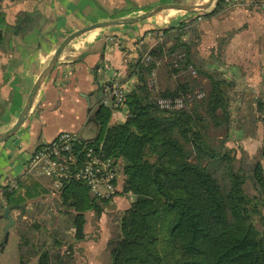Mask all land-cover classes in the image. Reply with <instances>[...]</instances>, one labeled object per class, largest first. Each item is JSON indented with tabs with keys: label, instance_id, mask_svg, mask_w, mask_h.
Wrapping results in <instances>:
<instances>
[{
	"label": "trees",
	"instance_id": "16d2710c",
	"mask_svg": "<svg viewBox=\"0 0 264 264\" xmlns=\"http://www.w3.org/2000/svg\"><path fill=\"white\" fill-rule=\"evenodd\" d=\"M225 6V0H216L207 17ZM161 33L162 42L149 51L150 60L142 61L141 55L128 65L137 82L123 105L113 109L101 104L95 114L98 134L83 140L102 146L106 156L121 165L118 195L135 196L108 242L110 264H264V229L256 227L259 221L264 228V166L256 162L236 168V156L226 146L233 101L225 87L232 84L196 61L198 43L189 22ZM174 54H179L175 62L159 67L162 58ZM189 66L194 75L186 72ZM182 71L184 75L178 76ZM155 72L157 95L163 99L195 96L198 89L205 92L199 101L194 97L186 110H162L147 88ZM255 103L254 109L249 107L254 114L258 111L252 124L264 127V96ZM114 110L125 111L126 118L109 127ZM236 132L249 133L243 125ZM260 158L264 160V137ZM248 180L256 195L245 192ZM49 183L25 173L16 190L1 189L5 206L24 209L47 199ZM109 202L92 199L82 183L71 181L62 186L54 208L67 217L75 240L82 241L85 213L91 211L99 219ZM32 227L38 233L37 246L30 251V239L21 237L19 264L32 256H37V264H74L71 245L63 250L69 243L60 230L51 235L37 222Z\"/></svg>",
	"mask_w": 264,
	"mask_h": 264
},
{
	"label": "crops",
	"instance_id": "0c3cea01",
	"mask_svg": "<svg viewBox=\"0 0 264 264\" xmlns=\"http://www.w3.org/2000/svg\"><path fill=\"white\" fill-rule=\"evenodd\" d=\"M206 2L208 0H3L0 8V135L17 122L39 75L68 35L93 24L136 18L160 5L194 6ZM215 2L213 0L202 12L169 10L137 23L94 29L76 37L64 48L40 85L23 124L13 136L0 143V258L5 259L0 264H19L21 237L30 239V251L37 246L38 233L33 223L50 225L47 212L37 220L36 216L27 215L28 207H12L9 215L14 225L9 229L7 242L3 243L8 221L2 216L7 206L1 189L23 179L29 156L59 133L71 132L83 140L96 138L95 114L104 100L110 104L105 89L115 82L126 85L129 90L135 86L137 79L128 65L159 43L161 30L181 21L189 22L198 43L196 61L231 82V86L225 87L231 101L238 106L255 107L259 97L254 100V95L264 96V15L250 5L251 0H239V6H225L207 17L214 10ZM188 37L187 33L185 39ZM256 113L254 115H258ZM125 118V111L114 110L109 127L123 123ZM255 125L256 133L244 136L235 131V134L243 142L262 148L264 127L259 122ZM58 196L49 194L47 199ZM126 198L118 195L110 204L116 210H126L131 204ZM49 209L63 216L59 222L67 220L65 215ZM90 218L95 219L94 213L86 212L82 241L75 240L72 228L63 233L60 230L61 237L69 243L63 250L71 245L74 264H106L101 257L106 253L110 237L104 223L98 225V230L94 226V232L90 231ZM98 232L99 236L95 235ZM26 264H37V256L29 258Z\"/></svg>",
	"mask_w": 264,
	"mask_h": 264
},
{
	"label": "built area",
	"instance_id": "2783aa9c",
	"mask_svg": "<svg viewBox=\"0 0 264 264\" xmlns=\"http://www.w3.org/2000/svg\"><path fill=\"white\" fill-rule=\"evenodd\" d=\"M225 3L228 6H239V0H225ZM250 5L264 15V0H251ZM161 40L162 33H160L159 43L162 42ZM149 51L143 55L142 61L150 60ZM178 56L179 54L174 55V62ZM186 72L194 75L190 66L187 67ZM147 88L162 110H186L194 97L202 96L196 93L195 96L185 98L163 99L157 95L158 86L154 73L148 80ZM128 91L129 88L126 85H120L118 82L111 83L110 87L105 89L110 104L108 100H104L103 105L113 109L121 107ZM261 118L264 122V112ZM26 174L48 179L50 183L47 189L52 197L58 196L62 186L71 181L82 183L88 189L90 197L96 200L113 201L121 190V165L106 156L102 146L96 147L90 143H83V139L71 132H61L53 140L39 145L28 159ZM8 185L10 190L17 189L15 181ZM128 198L130 202L133 201V196L128 195Z\"/></svg>",
	"mask_w": 264,
	"mask_h": 264
},
{
	"label": "rangeland",
	"instance_id": "374dc122",
	"mask_svg": "<svg viewBox=\"0 0 264 264\" xmlns=\"http://www.w3.org/2000/svg\"><path fill=\"white\" fill-rule=\"evenodd\" d=\"M179 53H181V52H179ZM174 55L165 56L164 58H162L161 61L158 63V65H160L159 67L160 68L163 67L169 61L173 62ZM184 73L185 72L182 71L178 74V76H182V75H184ZM178 76H176V77H178ZM203 83H205V82H203ZM156 84L159 87V80H158L157 76H156ZM236 84L238 85V83H236ZM206 85H205V87H206ZM197 92L201 94V93L205 92V90H199L198 89L196 91V93ZM246 94L249 95L250 93H246ZM251 96H247V97H251ZM255 97H259L258 99H261L262 94H260V93L255 94L253 97L254 100H255ZM201 98H202V96L199 98L197 97L196 99H198V101H199V99L201 100ZM255 106H256V103H255ZM189 107H190V105H188L187 109ZM252 108L254 109L255 107H252ZM255 112H257L256 114H258V111H255ZM253 114L254 113L251 111V109L247 108L246 106H241V105L238 106L235 102H233V105L231 107L230 131H229L228 139L226 141V146L228 149H231L236 156V161L234 163L236 168H240V167L248 168L251 165L255 164L256 162H260L264 166V160H262L260 158L262 148H259V147L257 148V146H255V144H253V143L249 144V143L243 142V140H241V138L240 139L237 138V136H236L237 134H235V131L241 125H243V127L247 130V132L251 131V133H256L257 126L255 124H252ZM261 131L259 132L260 137L262 135L264 136V134L261 135ZM255 135L257 136V134H255ZM120 185H121V182H120ZM245 192L250 196L256 195V193H255L251 183L249 182V180L245 184ZM128 195H131V194H126L123 196H125V198L127 197L126 199H128ZM131 196H133V195H131ZM134 199H135V196H133V200ZM37 202L33 201L32 204L27 205L28 206V208H27L28 211H26L27 215H28V213H30V217L33 215V216H36V219H37V217L40 216V219H41L42 217L45 216V212H47L48 213L47 219L48 220L50 219L49 220L50 225H48L45 222H39V221L38 222L40 225L46 226L50 231L49 234L51 233V235L55 234V231L57 232V230H61L62 233L65 230H67L66 221L62 220L59 222V220H61L63 218V216L59 217L58 215L55 214V212H52L49 209V208H53L56 211V209L54 208V199H39V200H37ZM110 203H112V201L103 207L102 214H101L99 219H96V218L95 219L94 218L89 219V222H91V229H89V230L94 232L95 227L98 230L100 228L98 225L104 223L105 224V232L108 233V235L110 237L109 239L112 240L116 236V233L118 230L117 228H118V224H119L121 215H122V213H124L125 210H122V209L116 210L114 208V205H112ZM261 212H262V216H263V220H264V209ZM49 213H51V215L53 214V216H51V218H50ZM56 213H57V211H56ZM41 214H44V216H42ZM43 219H46V218H43ZM93 224H95V225H93ZM21 225H27V224H25V223L22 224V222H21ZM256 227L259 230L264 229L261 226V224L259 223V221L256 222ZM90 234L93 235L92 232ZM95 235L99 236V232H98V234L95 233ZM108 242H107V246H106V250H105L106 253H105V255L103 254V256L101 257L105 261L106 264H110V255L108 252ZM10 243H9V245H7V249L10 247ZM4 256H6V255H4ZM69 256L71 257L72 263H75L76 259L73 257V255L71 254ZM4 260H5L4 257L0 258L1 262Z\"/></svg>",
	"mask_w": 264,
	"mask_h": 264
},
{
	"label": "water",
	"instance_id": "95a60500",
	"mask_svg": "<svg viewBox=\"0 0 264 264\" xmlns=\"http://www.w3.org/2000/svg\"><path fill=\"white\" fill-rule=\"evenodd\" d=\"M212 2H213V0H208V2H206L202 5H194V6L180 5V4L160 5V6L155 7L151 11L145 13L144 15H141V16L136 17V18H132V19H128V20H121V21L114 20V21H108V22H104V23H97V24L90 25L84 29H81L79 31H76V32L68 35L62 41V43L59 45V47L57 48L56 52L54 53L52 59L50 60L49 64L45 68V70L39 75L37 81L35 82V84L33 86L31 93L28 96V99L26 101V105L22 111V114L19 117V119L17 120V122L11 127V129L7 130L6 132H4L3 134L0 135V143L6 141L8 138L13 136L18 131L20 126L25 121L29 110L32 107L34 97H35L40 85L43 83V81L46 79V77L53 70V68H54L60 54L64 50V48L76 37L82 35L83 33L88 32V31L98 29V28H102V27H107V26L116 25V24H133V23H137L140 21H144L148 18H151V17L161 13V12L169 11V10H177V11H181V12H202V11L208 9V7L212 4ZM9 211H10L9 207L4 208L3 215H2L8 221V224L4 228L5 235H4L3 243L7 242L9 229L14 225V220L9 215Z\"/></svg>",
	"mask_w": 264,
	"mask_h": 264
}]
</instances>
